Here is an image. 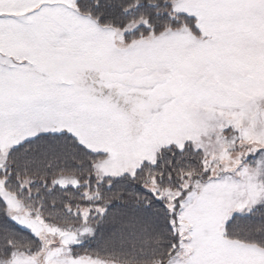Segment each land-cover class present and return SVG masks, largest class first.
<instances>
[{"label": "snow or ice", "instance_id": "6c2138e0", "mask_svg": "<svg viewBox=\"0 0 264 264\" xmlns=\"http://www.w3.org/2000/svg\"><path fill=\"white\" fill-rule=\"evenodd\" d=\"M0 264H264V0H0Z\"/></svg>", "mask_w": 264, "mask_h": 264}]
</instances>
